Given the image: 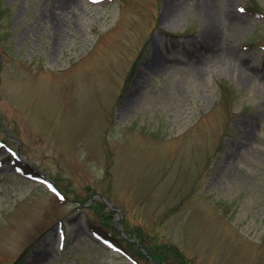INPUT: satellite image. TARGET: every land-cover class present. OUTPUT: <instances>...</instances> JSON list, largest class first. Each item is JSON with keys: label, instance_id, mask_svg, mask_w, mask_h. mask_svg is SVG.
<instances>
[{"label": "rangeland", "instance_id": "rangeland-1", "mask_svg": "<svg viewBox=\"0 0 264 264\" xmlns=\"http://www.w3.org/2000/svg\"><path fill=\"white\" fill-rule=\"evenodd\" d=\"M0 264H264V0H0Z\"/></svg>", "mask_w": 264, "mask_h": 264}, {"label": "trees", "instance_id": "trees-1", "mask_svg": "<svg viewBox=\"0 0 264 264\" xmlns=\"http://www.w3.org/2000/svg\"><path fill=\"white\" fill-rule=\"evenodd\" d=\"M21 164V166H23V167H27V166H25L24 164H22V163H20ZM86 201L84 200L82 203H85ZM104 223V222H103ZM103 223L101 224V225H103ZM103 230L104 231H108V229L107 228H105V226H103ZM103 236H104V238H107L106 236L107 235H104V234H102Z\"/></svg>", "mask_w": 264, "mask_h": 264}, {"label": "water", "instance_id": "water-1", "mask_svg": "<svg viewBox=\"0 0 264 264\" xmlns=\"http://www.w3.org/2000/svg\"><path fill=\"white\" fill-rule=\"evenodd\" d=\"M101 199H102V198H101ZM102 201H103V200H102ZM104 203H105V202H104ZM106 204H107L109 207H111V204H110V203H107V202H106Z\"/></svg>", "mask_w": 264, "mask_h": 264}]
</instances>
